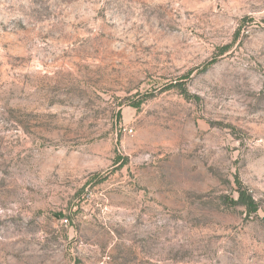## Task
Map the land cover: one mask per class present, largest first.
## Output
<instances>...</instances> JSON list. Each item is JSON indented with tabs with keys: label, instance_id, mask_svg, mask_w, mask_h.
Returning <instances> with one entry per match:
<instances>
[{
	"label": "rangeland",
	"instance_id": "1",
	"mask_svg": "<svg viewBox=\"0 0 264 264\" xmlns=\"http://www.w3.org/2000/svg\"><path fill=\"white\" fill-rule=\"evenodd\" d=\"M0 264H264V0H0Z\"/></svg>",
	"mask_w": 264,
	"mask_h": 264
},
{
	"label": "trees",
	"instance_id": "2",
	"mask_svg": "<svg viewBox=\"0 0 264 264\" xmlns=\"http://www.w3.org/2000/svg\"><path fill=\"white\" fill-rule=\"evenodd\" d=\"M239 201L244 202V204L248 205V208L255 209L256 205L251 196H246L243 192L240 193Z\"/></svg>",
	"mask_w": 264,
	"mask_h": 264
}]
</instances>
